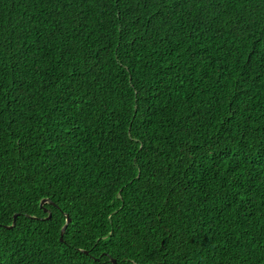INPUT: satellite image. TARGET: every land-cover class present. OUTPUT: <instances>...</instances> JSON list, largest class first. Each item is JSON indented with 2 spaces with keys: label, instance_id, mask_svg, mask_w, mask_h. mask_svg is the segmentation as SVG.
I'll return each instance as SVG.
<instances>
[{
  "label": "trees",
  "instance_id": "obj_1",
  "mask_svg": "<svg viewBox=\"0 0 264 264\" xmlns=\"http://www.w3.org/2000/svg\"><path fill=\"white\" fill-rule=\"evenodd\" d=\"M113 259L264 264V0H0V264Z\"/></svg>",
  "mask_w": 264,
  "mask_h": 264
},
{
  "label": "water",
  "instance_id": "obj_2",
  "mask_svg": "<svg viewBox=\"0 0 264 264\" xmlns=\"http://www.w3.org/2000/svg\"><path fill=\"white\" fill-rule=\"evenodd\" d=\"M45 202H47V201L45 200V201H43V203H41V204L44 205ZM48 202H50V201H48ZM46 211H47V210H46ZM50 217H51V214H50L49 218H50ZM16 219H17V215H15V217H14V222H13L12 227L16 224ZM69 222H70V219L68 218V219H67V224H68ZM66 227H67V225L62 229L61 239H63V235H64V233H65ZM112 262H113L114 264H116V261H115L114 259L112 260Z\"/></svg>",
  "mask_w": 264,
  "mask_h": 264
},
{
  "label": "rangeland",
  "instance_id": "obj_3",
  "mask_svg": "<svg viewBox=\"0 0 264 264\" xmlns=\"http://www.w3.org/2000/svg\"><path fill=\"white\" fill-rule=\"evenodd\" d=\"M45 200H46L47 202H45L44 204L48 203L49 200H47V199L42 200V203H43V201H45ZM69 219H70V218H69ZM64 227H65V226H64Z\"/></svg>",
  "mask_w": 264,
  "mask_h": 264
}]
</instances>
